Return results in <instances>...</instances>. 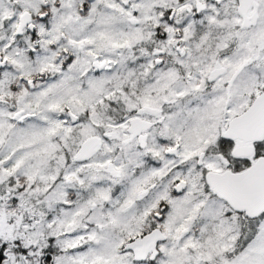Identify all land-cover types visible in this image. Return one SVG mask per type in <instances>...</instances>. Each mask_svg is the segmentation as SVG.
I'll use <instances>...</instances> for the list:
<instances>
[{"label":"flooded vegetation","instance_id":"flooded-vegetation-1","mask_svg":"<svg viewBox=\"0 0 264 264\" xmlns=\"http://www.w3.org/2000/svg\"><path fill=\"white\" fill-rule=\"evenodd\" d=\"M249 1L242 10L240 0H99L89 13L93 0H83L67 18L55 8L42 23V36L49 28L55 33L50 47L31 38L43 14L17 15V24L23 11L31 18L19 32L15 27L13 37L26 34L29 53L53 55L48 73L28 79L27 86L45 80L42 93L54 100L100 101L98 108L93 102L79 111L68 106L63 123L54 122L70 123L74 139L53 179L56 208L103 214L96 233L105 236L99 245L105 251L92 262L230 264L248 245L264 209L251 215L237 208L209 174L240 172L264 157V134L250 140L226 134L232 118L264 91L242 86L249 82L244 73L254 77L253 31H264V0ZM44 2L46 8L60 3ZM14 45L25 48L19 40ZM0 60L1 71L6 59ZM104 74H117L119 83L111 85ZM20 112L13 109V121L36 114ZM90 138L96 143L82 156ZM64 142H57L61 156ZM210 204L215 211L207 212Z\"/></svg>","mask_w":264,"mask_h":264},{"label":"rangeland","instance_id":"rangeland-1","mask_svg":"<svg viewBox=\"0 0 264 264\" xmlns=\"http://www.w3.org/2000/svg\"><path fill=\"white\" fill-rule=\"evenodd\" d=\"M44 1L0 0V59H6V64L0 71V249L4 252L0 264H102L99 261L92 262L90 258L105 251L104 247H99L100 238L105 239V236L100 237L96 233L103 225V214L95 211L86 213L57 209L54 185L56 183L53 180L60 171L61 164L70 157L74 140L71 133L69 134L70 123L63 127L54 123L55 120L63 123L60 117L66 115L68 106L73 111H79L83 107H90L93 102L95 108H98L100 101L97 97L91 102L54 100L48 97V92L42 93L45 80L35 81L29 88L26 84L28 79L36 80L38 75L48 73L49 59L53 58V55L43 58L37 50L29 53L31 44L29 36L25 37L26 34L20 39L13 37L17 15L22 10H31L34 17L37 13L44 16L36 19L40 27L37 34L31 38L41 47H50L55 33L49 28V33L42 36V23L47 24L48 17L55 8L57 9L54 13L64 14L61 17L67 18L75 5H82L83 0H57L60 3L56 2L47 8L49 4ZM100 1L107 3V0ZM91 4L89 13H92L100 2L93 0ZM16 40L25 47L24 52L14 45ZM251 42L254 77L250 70L241 78L249 81L242 83L243 88L248 89L252 83V89L257 92L264 86L263 29L253 31ZM52 50L57 48L52 46ZM53 51L50 50L51 53ZM109 53L113 55V51L110 50ZM43 61H47L45 66ZM54 67V72L59 73V68ZM62 74L63 77L67 76L66 73ZM101 76L106 77L107 82L112 79L111 85L119 83L117 74ZM110 87L109 85L106 89ZM82 93L85 97L89 96L88 89ZM110 95L112 99H117L116 96ZM250 100L251 98L246 99L248 103ZM238 102L243 103L242 100ZM13 109H20V114L28 111H34L36 114L28 122L18 123L11 117ZM211 120L206 123L212 124ZM81 133L85 132L82 130ZM60 140L65 141L63 144L67 149L64 150L63 156L57 150V145H60L57 142ZM206 208L207 212L210 209L216 210L213 204ZM116 215L121 217L120 213ZM119 223L122 221L119 220ZM252 226V237L248 245L236 252L230 264H264V217L254 220ZM216 238H223L222 230H216ZM108 242L107 239L106 245ZM117 263L107 261V264Z\"/></svg>","mask_w":264,"mask_h":264},{"label":"water","instance_id":"water-1","mask_svg":"<svg viewBox=\"0 0 264 264\" xmlns=\"http://www.w3.org/2000/svg\"><path fill=\"white\" fill-rule=\"evenodd\" d=\"M240 8L245 10L249 0H240ZM29 11H23L18 19L16 32L30 21ZM32 26L31 23L28 24ZM3 60H0V64ZM14 118L17 114H14ZM134 123V121H133ZM226 134L239 136L244 139H259L264 134V91L260 92L252 104L240 115L235 116L229 123ZM96 138L86 141L82 156H86L94 144ZM240 149V148H239ZM209 181L222 195L229 198L237 208H248L251 215H256L264 209V157L257 159L253 165L240 172H225L216 174L210 172Z\"/></svg>","mask_w":264,"mask_h":264},{"label":"trees","instance_id":"trees-1","mask_svg":"<svg viewBox=\"0 0 264 264\" xmlns=\"http://www.w3.org/2000/svg\"><path fill=\"white\" fill-rule=\"evenodd\" d=\"M51 253H52V251H51ZM51 253H49V254H51ZM3 257H4V252H3V250L0 249V262H1Z\"/></svg>","mask_w":264,"mask_h":264}]
</instances>
